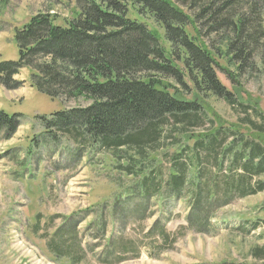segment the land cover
I'll list each match as a JSON object with an SVG mask.
<instances>
[{
    "label": "trees",
    "instance_id": "16d2710c",
    "mask_svg": "<svg viewBox=\"0 0 264 264\" xmlns=\"http://www.w3.org/2000/svg\"><path fill=\"white\" fill-rule=\"evenodd\" d=\"M76 2L78 11L64 26L46 11L15 30L18 60L0 63V86L22 87L15 77L26 69L38 92L87 102L42 122L56 141L59 135L111 154L117 173L135 180L119 195L124 205L137 197L144 204L158 194L160 202L165 195L186 196L193 207L188 223L199 230L222 206L263 193L264 114L242 102L238 91L240 78L264 57V0ZM130 11L144 22L131 20ZM222 50L236 71L226 74L232 92L216 74ZM209 98L237 109L238 125L219 123ZM19 126V115L0 111V142ZM80 223L73 214L63 218L46 245L59 264L83 252L75 233ZM157 235L164 237L162 230ZM252 257L264 260V246L254 248Z\"/></svg>",
    "mask_w": 264,
    "mask_h": 264
},
{
    "label": "rangeland",
    "instance_id": "374dc122",
    "mask_svg": "<svg viewBox=\"0 0 264 264\" xmlns=\"http://www.w3.org/2000/svg\"><path fill=\"white\" fill-rule=\"evenodd\" d=\"M76 4V0H0V63L18 60L14 33L32 15L51 11L57 24L64 26L78 11ZM128 17L144 22L133 11ZM143 18L152 31L163 35L155 23ZM217 62V78L232 92L234 85L226 74L235 76V67L223 50ZM254 66L240 78L238 96L264 114V57ZM29 74L23 69L15 77L24 82L18 89L0 86V111L20 116L17 132L0 142V264H59L46 245L63 218L72 214L82 221L75 233L83 252L78 258L66 254L74 258L66 264H264L252 257L254 248L264 246V192L210 213L209 225L199 230L188 223L193 207L186 196L165 195L160 202L158 194L144 204L137 197L124 205L119 195L135 180L117 173L111 154L80 147L59 135L56 141L42 122L88 103L50 98L31 87ZM207 102L219 123L238 125L237 109L212 98ZM163 166L166 175L169 158ZM91 222L96 225L87 229ZM161 230L163 238L157 235Z\"/></svg>",
    "mask_w": 264,
    "mask_h": 264
}]
</instances>
